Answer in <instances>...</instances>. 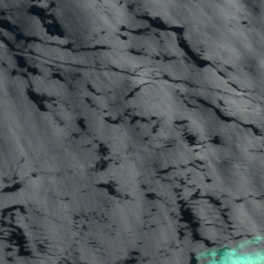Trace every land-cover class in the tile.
Wrapping results in <instances>:
<instances>
[{"label": "water", "instance_id": "95a60500", "mask_svg": "<svg viewBox=\"0 0 264 264\" xmlns=\"http://www.w3.org/2000/svg\"><path fill=\"white\" fill-rule=\"evenodd\" d=\"M0 264H264V0H0Z\"/></svg>", "mask_w": 264, "mask_h": 264}]
</instances>
